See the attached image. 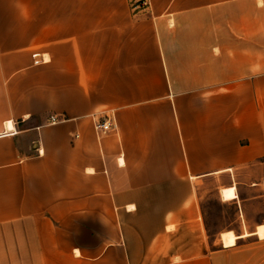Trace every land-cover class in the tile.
Returning <instances> with one entry per match:
<instances>
[{"label":"crops","instance_id":"obj_1","mask_svg":"<svg viewBox=\"0 0 264 264\" xmlns=\"http://www.w3.org/2000/svg\"><path fill=\"white\" fill-rule=\"evenodd\" d=\"M130 1L0 0V264H264V0Z\"/></svg>","mask_w":264,"mask_h":264},{"label":"rangeland","instance_id":"obj_2","mask_svg":"<svg viewBox=\"0 0 264 264\" xmlns=\"http://www.w3.org/2000/svg\"><path fill=\"white\" fill-rule=\"evenodd\" d=\"M135 0H131L130 2L134 4ZM214 185H210L206 188L204 192V199H205V207L207 209L208 215L210 217V226L212 231H215L218 226L225 227L229 223V220L231 219L233 215V209L232 207H220L217 205L216 201L214 199L210 198L208 199L207 196V190L210 191L209 194H214L215 189ZM221 197L223 200H232L236 198V194L234 192V189H223L221 190ZM249 235L244 234V237H247ZM253 236H256L259 240L264 239V225H260L257 227L256 232L253 234ZM240 238V237H239ZM238 237H236L232 232H226L221 235L222 244L224 247H230L235 245L236 240Z\"/></svg>","mask_w":264,"mask_h":264},{"label":"built area","instance_id":"obj_3","mask_svg":"<svg viewBox=\"0 0 264 264\" xmlns=\"http://www.w3.org/2000/svg\"><path fill=\"white\" fill-rule=\"evenodd\" d=\"M135 4V3H134ZM137 6H141L142 8H145L148 4V0H139L137 3ZM135 7V6H134ZM37 55H34L33 58L35 59ZM43 62V60H41ZM38 63V62H35ZM50 123H56V119L54 117L50 118ZM94 128L98 133H109L114 129V126L112 125L111 120H105V121H98L94 124ZM264 190V187H263Z\"/></svg>","mask_w":264,"mask_h":264}]
</instances>
